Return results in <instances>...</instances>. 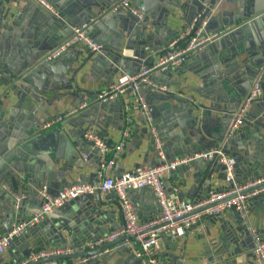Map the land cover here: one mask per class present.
Returning a JSON list of instances; mask_svg holds the SVG:
<instances>
[{
	"label": "crops",
	"instance_id": "obj_1",
	"mask_svg": "<svg viewBox=\"0 0 264 264\" xmlns=\"http://www.w3.org/2000/svg\"><path fill=\"white\" fill-rule=\"evenodd\" d=\"M49 1L59 10L66 4L75 5V9L77 7L85 9L83 6L89 5L91 0ZM119 1L111 0L110 5L105 6L103 9L93 6L86 15L82 13L80 17L76 16L73 18L74 21L78 19L77 23L82 21V18L91 20L94 26L91 32L92 37L102 45L101 51L92 55V57L81 46H74L65 52L70 54V60L75 61L77 58V63L74 64L75 68L79 67L81 62L83 65L80 66L76 73L79 86L85 90L80 93V100L74 102V98L71 96H59V98L56 97L50 103H43L45 99L48 100V98L57 96L60 89L55 84L54 74L50 75L48 72L42 71L37 62L40 59V54L44 52L42 50L44 44H58L57 42L62 38L67 40L70 36L71 27L66 32H63L65 25L62 24L60 19L55 18V16H52L32 1L0 0V70L2 72L1 76L7 80L5 82L0 79V119L2 114L4 115L3 121H0V236L5 234V227L2 224L6 223V226H11L18 220L29 217L37 211L39 203L37 191L43 185L48 188L50 194H56L63 187L72 183L90 184L95 182L98 155L97 152L91 149V145L87 143L83 136L87 131H93L102 137L111 151L121 140L122 131L125 127V118H129V136L121 155L116 160L111 171L112 176H117L121 172L132 170L137 166L153 167L158 163V156L148 128L139 112L132 108L130 95L123 93L107 103L100 102L97 99L100 92L115 83L121 75V68L117 67L115 54L123 52L125 55L132 56V51L126 49L125 44L138 47L139 41H142L140 39L141 30L136 29V26L141 21H137L135 17L124 10L112 11V6ZM236 2L237 0L218 1L216 11H222L225 16H229L237 9ZM135 4L145 15L143 24L147 27L148 32L159 31L160 36L156 39V44H164V41L168 40L170 45L180 32L188 27L186 21L178 18L173 19L170 16L166 23L162 24L164 20L163 13L152 9V0H138ZM152 11L154 12L152 13ZM167 27L174 30L175 34L171 35ZM262 28L264 30V25ZM197 32L201 36L200 31ZM60 33H62V36ZM164 48L162 47V49ZM206 48L190 56L186 63L178 68L154 73L152 76L154 81L166 84L170 88V92L164 93L167 95L165 98H160L158 93L148 86L140 88V93L144 97L153 117V125L160 135L167 159L187 156L191 150L193 151L190 141L192 137L189 134L191 129L189 125L190 113L188 112L193 102H190L187 99L188 97L193 99V104L196 107L200 104L206 106L212 104L216 108L215 111L210 110L205 119V127L203 129L209 135L221 132L220 121L218 120L226 114L222 109L226 108L234 113L240 107L242 98L236 103L225 101L221 97L220 88H212L208 78L197 76L203 74L209 66V62L197 58V56L206 51ZM90 57L92 60L95 59L96 62L87 61ZM147 58L145 57L143 61H146ZM70 60H65L63 65H67ZM137 67V65H133L132 73H135L134 70L140 69ZM34 70H38V75L32 76ZM18 75L20 78L17 81L15 80L16 82H21L22 77L30 76L35 88L30 82H23L24 89L28 91L25 92L27 94L30 93L33 97L43 98L41 104L34 102V108L28 109L30 101L19 103L18 97L15 95L18 89L15 86L10 87V82L16 79ZM44 75L47 79L43 77ZM9 76H11L10 79ZM69 81L71 82L72 79L69 78ZM250 89L251 87L248 85L244 87L245 94ZM260 89V96L249 107L244 123L240 127L242 132L246 133V138L249 134V142L254 140L251 134V131H253L251 125L264 118L259 108V99L264 96V82L261 83ZM82 104H86L83 109L60 121L64 131L68 132V134L66 138L61 139L60 146L56 150L55 148H50L49 152L40 154L44 158L39 159L36 154L28 153L27 150L21 149L20 142L17 140L21 130L28 129V127L32 128L37 124L43 128L48 123H51V129L55 128L58 123L53 121L58 114ZM198 117L200 119L204 118L203 115ZM44 119L47 122L42 124ZM68 120H72V124L66 122ZM4 122L6 124L10 122L8 125L11 128L8 129L6 127L7 130L2 133L1 125ZM246 122H250V126ZM196 127H202L201 123L198 122ZM260 131L264 133L263 128H260ZM67 143H70L71 146L67 145ZM217 146H220L219 143H216L210 149L218 148ZM247 147L248 150L254 148L250 144ZM242 149L236 148L245 158V163L246 160L252 161L251 155L247 158L245 150ZM80 152L87 154V157L82 158ZM225 153L227 154L228 152L225 151ZM192 165L180 166L168 176L166 175L162 181L165 187L171 184H178L180 187V198L189 201L197 200V196L202 195L203 188H206L204 169ZM243 178H247L246 174L242 175ZM12 179L17 189H14ZM223 187V181L213 176L210 189L219 190ZM14 194L25 195V198L20 200L23 201V204L17 211H15L17 206L14 207L9 202L11 199L19 202L14 197ZM101 196L102 199L110 197L107 205L108 209L112 206L116 209L114 217L100 227L102 228L100 229L102 230L101 233L104 232L105 235L113 228L119 226L122 223V219L119 208H116L112 203L113 201L116 202L115 195L110 192L101 193ZM128 196L139 220H147L157 214L158 208L150 189L132 190L128 193ZM71 204L66 202L57 209L66 212ZM12 210L15 213H12ZM232 212L223 213L220 217L222 219L220 222L217 218H202L187 230L184 236L176 240L168 237L164 238L161 243L159 260L162 264H214V261H209V258H212L213 255L206 252V249L209 245L216 243V246L209 247L212 251L216 250L218 246L217 238L223 233V225L225 223L229 226L234 225ZM246 220L251 223L253 234L254 231L257 232L258 230L260 233L257 236L264 239V202L259 203V205L250 204L244 221ZM101 233L98 236L101 237ZM91 235L94 237V234ZM38 236L40 238L39 242L44 247L39 248L40 246L35 242V239L30 238L29 244L32 250L69 246L78 248V252H85V250L81 249L84 243L79 246L78 244L80 243H76L79 242L81 236L71 239L66 235L67 241L64 243L56 240H51L48 243L44 234ZM252 244L253 240L252 243L245 244L242 250L243 254L238 260L243 262V264L246 262L253 263ZM136 246L134 240H123L97 255L85 257L87 261L82 263L138 264L136 258L131 255L133 250L137 249ZM22 250V244L13 243L10 250L7 249L0 254V264L12 263L17 256L22 254ZM247 254H250V256H247ZM225 258L226 255L221 259L225 260ZM80 259L81 257L60 258L58 261L61 263L80 264Z\"/></svg>",
	"mask_w": 264,
	"mask_h": 264
},
{
	"label": "water",
	"instance_id": "obj_2",
	"mask_svg": "<svg viewBox=\"0 0 264 264\" xmlns=\"http://www.w3.org/2000/svg\"><path fill=\"white\" fill-rule=\"evenodd\" d=\"M137 2L138 0H134V4ZM110 3L111 0H91L89 5L83 6L85 9H80L79 7L75 9V5L66 4L59 9V15L55 18H59L62 24L65 25L63 32H66L69 27L88 21V19L82 18L83 20L77 23L78 19L75 21L73 19L76 16L80 17L82 13L86 15L87 12L91 11L93 6L103 9L105 6L110 5ZM217 4L218 0H152V9L163 13L164 20L162 21V24L166 23L170 16L173 19L178 18L186 21V25L191 26L192 35L197 31H200L201 37L211 36V39L204 47H207L205 49L206 51L204 50L205 52L197 56V58L209 62V66L203 74L197 76L200 78H208L211 82L212 88H220L219 91L221 97H223L225 101L236 103L239 99H243L246 96L244 87L247 85L252 87L257 78H259L258 81L260 85L264 82V30H262L264 25V0H237V9L229 16H225L222 11H216ZM154 11H152V13ZM144 20L139 22L136 26L137 30H141L140 39L142 40L139 41L138 47L125 44V48L132 51V56L125 55L123 52L115 54L117 58V67L121 68V74H132L134 64L139 68L145 65H151L155 58H157L169 45L168 40H165L164 44H156V39L160 36V33L158 30L148 32L147 27L143 24ZM167 29L171 35L175 34V31L171 28L167 27ZM60 35L62 36V33H60ZM64 41H66V38L59 40L57 42L58 44L45 43L42 49L44 52L40 54V59L37 62V65L41 67L42 71L48 72L50 75L54 74L55 84L58 89H60L57 96L50 99L48 98V100L45 99L43 103H50L54 101L56 97L59 98V96H71L74 98V102L79 101L81 97L80 93L85 91L79 86L76 78L77 70L80 66H83L81 62L79 67L75 68L74 64L77 63V58L75 61H72L70 60V54L64 53L56 59L46 60L47 55L57 47V45ZM162 47L165 48L162 49ZM94 54L97 53H89V56L92 57ZM147 56H149V58H147ZM91 57L87 59V61L91 60V63L96 62V60H92ZM145 57L147 60L143 61ZM65 60H70V62L67 65H63ZM134 71L136 73L139 70ZM35 75H38V70L32 72V76ZM43 77L47 79L45 75ZM10 78L11 76H9V79ZM19 78L20 76L18 75L16 76V79H13L10 82V87L15 86V88L18 89L15 95L18 97L19 103L30 101L28 109L34 108V102L41 104L43 98H36L30 93H28V95L25 92L27 89H24L23 82H30L35 88L34 82L30 79V76L22 77L21 82H16ZM69 78L72 79L71 82L69 81ZM0 79L5 82L7 81L2 76ZM157 93L160 98H165L167 96L164 93ZM259 101L260 112H262L264 116V96L260 98ZM210 110L215 111L216 108L212 104L207 106L200 104L196 107V105L192 103V107L188 109V112L190 113L189 125L191 127L189 134L192 137V140L190 141L193 151L191 150L187 156H192L194 153L206 152L210 148H213L216 143H219V145L223 147L224 152L227 151V155L234 160L233 168L235 182L242 184L264 177V133L260 131V128L264 129V118H261V121L259 120L251 125L253 128L251 134L254 140L249 142V134L246 138V133L242 132L241 129H238L232 136H227V126L233 111H228L226 108L222 109L226 114L218 120L220 121L221 132L213 135L205 133L203 128L205 127L207 113ZM199 115H203L204 118L200 119L198 117ZM3 116L4 115L2 114L0 121H3ZM46 122L47 120H42V124H45ZM66 122L72 124V120ZM198 122L201 123L202 127H196ZM56 123H58V125L52 129L51 125L47 128H41V126L37 124L32 128L28 127V129L21 130L19 137L17 138L18 142H20L21 149L27 150L28 153L36 154L39 159L44 158V156L40 154L49 152L50 148H55L56 150L60 146L61 139L66 138L68 134V132L64 131V127L60 121ZM8 124H10V122L7 124L5 122L2 123V133L7 130L6 127L8 129L11 128ZM246 124H249L248 126H250V122H246ZM87 143L91 145V142L87 141ZM248 144L254 146V148L248 150ZM67 145L71 146L70 143H67ZM235 147L243 148L242 150H245L246 157L248 158L251 155L252 161L249 162V160H246L245 163V158H243ZM175 158L176 157H173V159ZM173 159L167 160L171 161ZM242 160H244V162H242ZM190 164L204 169L206 178V188H203L202 195L200 194L197 196V200L195 201H201L206 198L207 193L211 190L210 187L213 176H215L216 179L223 181L225 187L226 179L223 172L224 166L220 164L217 158L211 161L196 159L188 163V165ZM244 174H246L247 178L242 179V175ZM12 183L14 189H17L13 179ZM260 188H264V181L241 191L239 194L250 193ZM108 200H110V197L102 199L100 192L84 194L68 201V203H72L68 211L64 212L63 210L55 209L52 213H48L44 220L30 227L24 235L19 238V240L13 242L16 244H22L23 246L22 254L17 256L15 260L22 259L30 254V238L35 239V242L40 246L39 248L44 247L41 242H39L40 238L38 235L40 234H44L48 243L51 240L64 243L67 241L66 235L71 239L81 236V238L79 237V242H76L80 243L78 246L85 243L87 240L92 241L99 238L100 236H98V234L102 231L100 230L102 229L100 227L103 224L108 223L109 219L114 217L116 210L113 206L109 209L107 208ZM9 202H11L14 207L17 206L15 211H17L18 208H21L23 204V201L16 202L14 199L9 200ZM250 202L251 205H259V203H263L264 192L253 197ZM112 203L116 208H119L117 202L113 201ZM218 203L219 202H213L207 204L196 209L194 212H200ZM40 204L39 201L37 210L40 208ZM11 212L15 213L14 210ZM220 217L221 215H217L212 218H217L220 222L222 221ZM232 220L234 225L229 226L226 223L223 225V233L217 238L218 246L216 250L212 251L210 249L211 247L216 246V243L209 245L206 249V252L213 255L212 258H209V261H214V264H243V262H240L238 259H240L243 254L242 250L245 247V244L252 243L254 234L251 231V223L248 220L244 221L245 219L243 220L236 212H232ZM2 225L5 227V232H7L12 226H6V223ZM254 232L256 234L260 233L258 230L257 232ZM90 234H94V237H92V235L90 236ZM103 235L104 232L101 233V236ZM131 238V236H121L97 248L69 255H59L56 258H84L91 255H97L108 247ZM10 248H8V250H10ZM131 255L135 257L133 253H131ZM225 255V260H222L221 258ZM247 256H250V254H247ZM40 261L41 260H39V262ZM245 264L253 263L246 262Z\"/></svg>",
	"mask_w": 264,
	"mask_h": 264
},
{
	"label": "built area",
	"instance_id": "obj_3",
	"mask_svg": "<svg viewBox=\"0 0 264 264\" xmlns=\"http://www.w3.org/2000/svg\"><path fill=\"white\" fill-rule=\"evenodd\" d=\"M23 1L36 3L52 16L58 17L59 15V10L49 0ZM118 9L128 12L137 21H143L145 18L144 13L137 8L133 0H120L112 6V11ZM93 27L91 20L72 26L69 38L55 47L47 55L46 60L56 59L74 46H81L89 53L100 52L102 45L93 39L91 34ZM210 39L211 36L201 37L199 32L192 35L191 26L184 28L174 42L151 65L142 66L136 73L121 74L115 83L109 85L97 97L100 102H109L121 96L123 93L130 95L132 108H135L139 112L148 128L158 156V164L153 167L137 166L132 170L121 172L117 176L111 175L116 160L121 155L127 137L129 136V118H125V127L122 131L121 140L111 151L108 149L104 139L97 133L93 131L85 132L83 135L84 138L91 142V149L97 152L98 155V169L95 182L90 184L72 183L63 187L56 194H50L45 185L40 187L37 191L41 203L40 208L31 216L24 217L12 224L10 229L4 235L0 236V254L10 248L13 242L21 238L30 227L44 220L48 213H52L55 209L62 207L66 202L78 196L96 192H112L115 195L122 223L110 230L107 234L92 241L85 242L82 244L81 249L85 251L88 249L91 250L121 236H131V240H134V243L137 245V249L135 251L133 250V254L139 264H162L159 260V254L163 239L168 237L169 239L176 240L184 236L186 231L202 218L222 215L230 211L236 212L243 219L246 218L251 199L264 192V188L254 190L250 193H239L263 182L264 177L242 184L235 182L234 160L224 152L222 146L206 152L195 153L192 156H179L168 161L160 135L153 125V117L149 107L140 93L142 86H148L150 89L160 93L170 92V88L166 84L158 83L152 79L154 73L166 72L185 64L188 58L201 51ZM179 42L182 43V47L180 48L176 46ZM1 75L2 72L0 70ZM258 80L259 78L256 79L251 89L242 99L240 107L232 113L226 131L228 137L240 129L244 123L245 115L249 107L260 96L261 89ZM187 99L194 103L192 98L188 97ZM85 106L86 104H82L78 107L68 109L58 114L53 122L61 121L75 114ZM50 125L51 123H48L43 128H47ZM80 156L86 158L87 154L80 152ZM215 158L224 166L223 172L225 174L226 184L222 189L210 190L203 200L189 201L180 198V187L178 184H171L168 187L164 186L162 181L165 176H168V174L180 166L187 165L196 159L211 161ZM143 188L151 190L158 211L152 218L142 221L139 220L138 215L134 211L128 193L132 190ZM14 197H16L17 201H20L25 198V195L14 194ZM213 202L219 203L200 212H194L196 209ZM78 251V248L69 246L42 250L31 249L27 257L14 260L10 264H75L61 263L56 257L59 255H69ZM39 260L41 261L39 262ZM86 261L87 259L84 257L79 260V263ZM253 263L264 264V239L257 236L255 232L253 238Z\"/></svg>",
	"mask_w": 264,
	"mask_h": 264
},
{
	"label": "trees",
	"instance_id": "obj_4",
	"mask_svg": "<svg viewBox=\"0 0 264 264\" xmlns=\"http://www.w3.org/2000/svg\"><path fill=\"white\" fill-rule=\"evenodd\" d=\"M176 46H178L180 48V47H182V43H179Z\"/></svg>",
	"mask_w": 264,
	"mask_h": 264
}]
</instances>
